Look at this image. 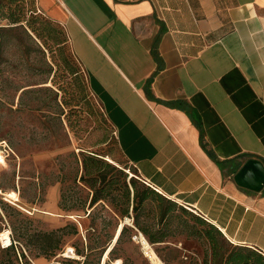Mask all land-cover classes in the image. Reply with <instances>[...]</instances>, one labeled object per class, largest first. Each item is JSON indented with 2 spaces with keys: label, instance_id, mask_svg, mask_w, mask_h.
Returning a JSON list of instances; mask_svg holds the SVG:
<instances>
[{
  "label": "crops",
  "instance_id": "obj_1",
  "mask_svg": "<svg viewBox=\"0 0 264 264\" xmlns=\"http://www.w3.org/2000/svg\"><path fill=\"white\" fill-rule=\"evenodd\" d=\"M35 1L67 30L139 177L264 255V188L234 178L249 158L264 163V0Z\"/></svg>",
  "mask_w": 264,
  "mask_h": 264
},
{
  "label": "rangeland",
  "instance_id": "obj_2",
  "mask_svg": "<svg viewBox=\"0 0 264 264\" xmlns=\"http://www.w3.org/2000/svg\"><path fill=\"white\" fill-rule=\"evenodd\" d=\"M29 8L33 9L32 3L27 11ZM27 14L29 18L33 15ZM0 20L4 27L0 42V142L6 141L11 153L0 163V199L6 203L0 207L1 216V212L5 215L0 247L2 233L10 232L23 249L34 254L38 250L33 238L36 231L64 227L60 248L38 256L43 264H83L86 257L79 249L95 264H153L138 242L139 232L135 234L137 230L131 227L133 194L136 187L143 190L146 184L123 157L114 127L90 88L84 67L72 56L70 47L62 52L59 45L46 43L27 25ZM35 26L41 27V22L37 20ZM63 56L69 57L77 73L68 69ZM91 154L110 155L127 173L124 182L123 176L112 171L109 176L118 183L108 199L93 206V190L81 178L84 156ZM127 187L131 215L124 218L114 207H121ZM9 192L17 193L19 200L10 198ZM55 197H59V207L48 211ZM119 222H126L128 228L117 241L114 236ZM73 223L80 228L77 235L70 233ZM113 245L114 250L106 256ZM151 245L163 264H203L207 249L202 241L187 239L185 234ZM66 246L74 247L79 258L60 256ZM38 258L32 257L31 263L39 264Z\"/></svg>",
  "mask_w": 264,
  "mask_h": 264
},
{
  "label": "trees",
  "instance_id": "obj_3",
  "mask_svg": "<svg viewBox=\"0 0 264 264\" xmlns=\"http://www.w3.org/2000/svg\"><path fill=\"white\" fill-rule=\"evenodd\" d=\"M30 3L33 4V9L29 8L28 11L33 15L29 18L27 7ZM0 17L9 20L11 23H20L21 26L27 25L46 43L52 41L59 45V49L62 52L70 47L72 56H75V59L80 63L72 50L69 35L65 27L61 23L44 15L37 7L35 0H0ZM37 20L41 22V27L35 26ZM2 37L3 31L1 30L0 42ZM157 50V43H155L153 52L156 57H159ZM68 59L69 57L63 56V60L66 62L68 69L72 73H77V69L73 67ZM147 92L150 95L149 88H147ZM181 107L190 113L194 122L199 127L202 146L214 160L222 164L223 161H221L214 151L208 147L201 121L187 105H181ZM109 156L108 158L96 156L94 154L84 156V174L81 178L93 190L90 199L91 206L101 200L108 199L114 184L118 183V179H113L111 175L109 176L112 171L115 170L119 173L120 177L123 176L124 182H126L127 173L122 167H117L119 165H117L114 160L112 161L109 159ZM141 180L146 184L143 190L136 187V179H133L136 190L133 194L131 204L134 213V226L131 227L142 232L150 243L164 244L179 234H185L187 239L197 238L202 241V244L207 245L203 257V264H264V255L262 253L248 246L233 244L215 224L211 223L204 216L184 206L175 199L165 196L151 184L145 182L143 179ZM123 198L121 207L117 208L115 206L114 208L116 213L126 218L131 215V196L128 187ZM5 205L6 203L0 199V207L2 208ZM1 213L4 217L0 214V232L4 229L5 223L3 219L5 215L3 212ZM120 223L121 222L117 224V228ZM127 228L128 225L125 223L117 241L122 238ZM64 230L65 228L63 227L50 231H36L33 234V238L38 250L34 254H32L31 250L28 252L27 248L23 249L20 246V240L11 236L12 244L7 247H0V264H32V257L38 258V256L43 253H54L60 248L62 242L61 237L64 234ZM70 233L72 235L79 234V226L73 223ZM114 246L109 253L114 250ZM166 247L170 248L169 245ZM78 252L86 257L83 264H95L89 260L88 253L81 252L80 249ZM176 252H178V249H176ZM177 257L178 253L174 255V258ZM163 259L168 261L167 258Z\"/></svg>",
  "mask_w": 264,
  "mask_h": 264
},
{
  "label": "water",
  "instance_id": "obj_4",
  "mask_svg": "<svg viewBox=\"0 0 264 264\" xmlns=\"http://www.w3.org/2000/svg\"><path fill=\"white\" fill-rule=\"evenodd\" d=\"M234 178L240 186L261 191L264 188V163L260 159L249 158Z\"/></svg>",
  "mask_w": 264,
  "mask_h": 264
},
{
  "label": "bare ground",
  "instance_id": "obj_5",
  "mask_svg": "<svg viewBox=\"0 0 264 264\" xmlns=\"http://www.w3.org/2000/svg\"><path fill=\"white\" fill-rule=\"evenodd\" d=\"M7 195L16 201L19 200V196L15 192H9V193H7ZM122 227H123L122 224H120L118 231L116 233L115 239H117V237H119L121 230H122ZM2 235H3L2 239L4 241L10 240L7 232H3ZM137 239L139 240L138 242L143 245L145 254L150 258V260L152 261L153 264H163L162 260L159 258V256L157 255V253L153 249L151 243L147 240V238L145 237V235L142 232L138 235ZM109 251H110V248L107 250L106 256L108 255Z\"/></svg>",
  "mask_w": 264,
  "mask_h": 264
},
{
  "label": "built area",
  "instance_id": "obj_6",
  "mask_svg": "<svg viewBox=\"0 0 264 264\" xmlns=\"http://www.w3.org/2000/svg\"><path fill=\"white\" fill-rule=\"evenodd\" d=\"M1 27H2V24L0 23V38H1ZM10 154H11L10 153V147L7 144V142L6 141H1L0 142V163H5L6 160L9 158ZM145 182L148 183V181H146V180H145ZM127 219L129 220L130 218H127ZM8 234H9V238H10L9 241H4L2 239V237H1V242H2V246L3 247H7L10 244H12V238H11L10 232ZM60 256H62L63 258H79L78 254L76 252V249L74 247H72V246H66L60 252ZM53 264H62V263L54 262Z\"/></svg>",
  "mask_w": 264,
  "mask_h": 264
}]
</instances>
